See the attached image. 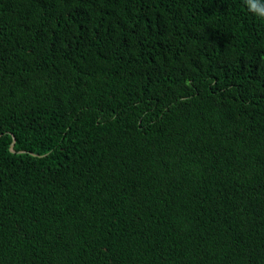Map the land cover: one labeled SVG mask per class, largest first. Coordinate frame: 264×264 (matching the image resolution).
<instances>
[{
  "label": "trees",
  "instance_id": "trees-1",
  "mask_svg": "<svg viewBox=\"0 0 264 264\" xmlns=\"http://www.w3.org/2000/svg\"><path fill=\"white\" fill-rule=\"evenodd\" d=\"M0 264H264L249 0H0Z\"/></svg>",
  "mask_w": 264,
  "mask_h": 264
},
{
  "label": "clouds",
  "instance_id": "clouds-1",
  "mask_svg": "<svg viewBox=\"0 0 264 264\" xmlns=\"http://www.w3.org/2000/svg\"><path fill=\"white\" fill-rule=\"evenodd\" d=\"M249 3L250 7H252L258 15L264 16V6H258V3H252L251 0H249Z\"/></svg>",
  "mask_w": 264,
  "mask_h": 264
}]
</instances>
